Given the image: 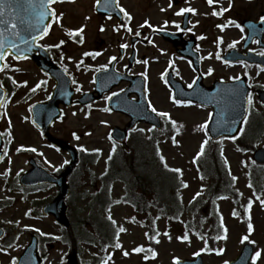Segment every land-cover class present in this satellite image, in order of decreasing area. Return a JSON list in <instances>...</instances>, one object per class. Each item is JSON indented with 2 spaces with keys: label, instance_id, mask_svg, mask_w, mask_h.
Returning a JSON list of instances; mask_svg holds the SVG:
<instances>
[{
  "label": "rangeland",
  "instance_id": "obj_1",
  "mask_svg": "<svg viewBox=\"0 0 264 264\" xmlns=\"http://www.w3.org/2000/svg\"><path fill=\"white\" fill-rule=\"evenodd\" d=\"M93 1L78 0L69 5L55 6L58 16L60 13H63V16L56 21L49 37L45 40L47 44L51 45L64 41L66 44L63 48L65 62L76 73L77 84L81 91L90 89L93 72L79 71L75 67V64L81 61L86 49L85 46H79L80 38L78 36L73 37L70 33L83 26L81 35L85 37L86 45L92 46L96 42L98 20L93 13ZM183 1L186 2L185 6L175 7L173 0H125L124 5L130 10L131 21L126 24V27H121L116 34V44H129L130 38L136 36L134 34L137 31L143 39H148L151 31L158 27L173 30L175 22L179 21L175 12L182 7L184 9L196 8L198 11V14L193 18L194 22H200L202 25V28H198V32H206L204 27H211L207 19L213 25L216 23V17L209 15L211 9L204 6L200 0ZM216 3L220 5L217 7L214 4L216 8L227 9L223 11L225 17L221 21H217L225 27L224 30H221L220 27L215 28L213 26L212 31L207 32V35L212 36L213 40L218 36L222 37L223 48L225 49H228L233 41H238L235 46L240 47L244 35L236 24L241 25L247 18L255 19L261 16L264 13V0H216ZM203 16H205L204 19ZM145 21H148V24H145ZM165 21L168 22L167 25H165ZM229 21L235 23L230 24ZM149 24L152 27H149ZM127 27H130L132 32L129 33ZM150 46L160 47L165 54L164 63L159 68H152L150 72L152 83L157 85L160 78L159 71L161 73L164 66L171 63L173 57L168 44L155 36ZM207 52L213 58L207 62L206 68L214 69L213 72L217 77L231 78L243 73L242 67L222 69L221 72L219 67L222 68V66L215 58V51L210 49ZM71 61H74V64ZM15 66H17L13 69L15 74L7 73V75L13 76L17 83L14 84L13 80L10 83L14 98L7 103L3 119V129L9 132L7 135L9 144L13 150H17L21 146H33L38 150L37 153H43L41 156H36L37 158L43 162H51L55 167L59 166L64 162V157L54 150L50 151L39 133L28 121L30 106L45 97V93L40 92L42 87L38 92H33L31 89L45 78L36 71V67L30 61ZM90 66L95 67L97 64L91 63ZM15 69L20 70L16 72ZM254 76L256 77L254 78L255 85L264 84V74L261 73V76L258 77L256 73ZM0 78H4L3 74L0 75ZM24 81H27L26 85L23 84ZM155 93L156 91L154 95ZM252 99L253 105L250 110L252 109V112L256 113H253V117L257 120V116L264 111V108L258 102L257 97ZM169 101V93L164 89L160 90V111L169 113L170 120L177 122V128L175 133L169 131L165 126L160 130V149H158L157 158L162 169H180L181 172H176L179 175L176 180L173 176L166 174H162L160 177L162 187L164 182L168 186L176 187V197L173 198L168 192L164 193L163 190H160L156 197L149 196L139 201L141 202L139 204L147 207L145 209L147 215L136 216L135 210L126 203V194L122 192V188H125L121 185H112L113 188L109 191L110 195L100 197V201L97 203L95 201L97 197L96 188L99 187V185L96 186V179L105 171V160L113 152L112 145L107 138V131L112 125L126 123V119L97 114L96 109L92 107L90 113L87 111L81 113L78 109L69 110L64 122L55 126L54 134H59V136L69 140L72 138V133H78V136L81 137L76 143L78 146L87 149L86 152L100 153L96 159L95 155L89 156L91 159L87 160L86 163L90 165H85L84 171L81 170V173L75 177L73 182L74 198L69 200L70 215L74 223L76 237L78 239L82 237V229L90 234L81 240L80 253L82 255L114 254L112 264H174V258L193 259L195 254L199 252L203 255L204 264H224L225 261L230 262L237 257L243 245L249 243L248 241L241 242L242 237L249 235V240L255 241V243H249L253 246L254 253L258 250L261 251V256L255 261V264H264V204H261V200H264V165L260 166L252 160L254 150L264 148V133L258 132L251 122V130L248 131L250 136L243 140L245 147L232 140L220 141L216 145L211 142L208 134L203 132L202 125L208 123L210 119L207 111L177 108ZM206 139L208 145L205 147L206 153H203L205 154L203 161H207L206 166L210 168L209 171L213 172L212 181L201 179L196 166L197 154L200 152L202 142ZM140 149L143 148H138L135 152ZM213 150L219 152L218 157L212 156ZM221 151L223 155H221ZM17 152L18 150L14 151L10 157L20 156L24 158ZM161 157L164 159L162 160ZM214 160H216L215 163L218 164V168L213 163ZM206 166L203 167V171ZM135 169L140 168L136 166ZM219 173L221 176L218 180ZM233 177L236 179L233 180ZM153 184L158 185L155 182ZM153 189L157 188L153 187ZM127 192L133 197L132 194L135 191L129 188ZM198 192L201 195L196 196ZM194 197H196L195 200H193ZM50 198V193L38 194L34 198L21 197L17 203L21 212L18 218L26 225H35L41 234H47H42V237L45 238L44 243L47 242L46 264H62L60 261L62 256L70 253L72 248L65 232L51 218L42 216L37 218L35 223L28 222L23 218L24 212L29 209L34 199L37 202V216H40V205ZM134 198L131 199L132 202ZM110 201L113 207L109 211L110 204L103 213L101 204L104 207ZM249 201L252 202L250 209L247 207ZM234 211L238 215L234 216ZM109 215L116 222L114 226L118 230L121 227L125 229L119 236L122 243L121 248L115 246L108 248L112 231L109 230L111 226L106 222V218L109 220ZM249 222L253 225L251 233L248 230ZM101 225L102 228H100ZM96 227L98 232L95 231ZM225 227L227 229L226 234L224 232ZM185 235L188 236L187 240L179 239ZM225 235L226 239H216L218 236L224 237ZM55 237H60V239ZM25 239H27L26 235L22 237L21 248L24 246ZM91 242L98 247L92 245L89 248L88 244ZM50 245H53L54 248L50 249ZM139 246H143L144 249L149 248L155 251L157 255L153 257L152 261L146 262L142 254L143 251L133 252V249ZM216 249H224V251L222 254H217ZM125 251L129 253L127 257L124 255Z\"/></svg>",
  "mask_w": 264,
  "mask_h": 264
},
{
  "label": "flooded vegetation",
  "instance_id": "obj_2",
  "mask_svg": "<svg viewBox=\"0 0 264 264\" xmlns=\"http://www.w3.org/2000/svg\"><path fill=\"white\" fill-rule=\"evenodd\" d=\"M204 5L210 6L208 3V0H200ZM122 0L118 1V4L120 7H122ZM97 2H95V5ZM186 2L183 0H179L178 4L176 6L185 5ZM179 13V11L177 12ZM189 14V26L188 29L198 27L197 25H193L192 18L193 13L184 12L181 15L184 16L185 14ZM96 18L98 20L97 28H96V45L93 46V59L97 62V67L94 71L95 74L105 71L109 69L112 65L114 66V70L116 72V78L113 79V84L110 90L105 92L102 96L98 98L92 104L90 107L95 106V112L97 114H104L106 116H116L120 118L126 119V123L119 124V125H112L109 127V141L112 145V149L116 150L118 152L126 151V153H130L132 150H136L138 148H142L143 146H149L150 144L154 148L160 147V129L154 128L153 126L146 124V123H139L136 126H134L132 129H130L126 134V142L124 144H120L117 141H115L114 138L111 136V130L113 127H118L122 130L127 129V127L130 125V122H132V119L130 116H127L123 114L122 112H116L113 111L110 106L109 102L110 100L106 99V97L111 96V99L114 97H122L126 98L128 101H138L139 100V92L142 88H140L142 81H136L134 80L137 76H143L142 73H146V76L148 75L147 69L151 65L152 67L160 66L164 63V50L153 47H148L144 45L145 42L143 41H137V47H139V43L141 44V49L135 48L134 45L122 48L121 46L116 45L115 36H116V18H108L105 15L96 14ZM124 18L126 16L124 15ZM205 16H203V19ZM113 25H112V24ZM101 26H103V31L101 30ZM205 30L206 27H204ZM160 30L156 31V34L158 35V38L164 41V38L162 37ZM176 34H181L180 32H176ZM182 36H177L175 38V44L177 47H171V52L174 53L175 57L177 58L178 65L175 66L171 71L175 77L176 80H178L180 83L183 84L184 88L186 90H191L192 88H189L188 85L192 83L194 79L198 77V79L201 77L202 79V85L205 87H209L213 84L212 81H210V76L206 73L205 69V58L203 56V50L205 49V45L202 43L201 38H197V36H192L189 31L181 34ZM104 36V37H103ZM211 43V42H210ZM189 48L193 49L195 52L199 54L200 58V66L197 67L194 61H192L188 56H182L180 54V51H186ZM51 55V61L56 66H62L63 69L65 66H63V61L59 57L58 54H56L51 48H47ZM163 50V51H161ZM135 52V55L133 54ZM95 53H100V55H94ZM117 57L116 60H111V57ZM38 60H43V57L36 56L35 61H31L33 65L35 66V62ZM148 60V64L145 65L142 62ZM184 61L189 66V69H186L183 67L182 63ZM36 67V66H35ZM140 68H144V70H140ZM37 69V68H36ZM39 72L40 75L43 76L42 72L38 69L36 70ZM67 72L69 73L70 70L67 69ZM119 75V76H118ZM48 77V81H46V84H44L43 89H40V92H43V90L48 94L46 99H49L52 89H53V80L49 75H46ZM145 77V76H144ZM76 78V77H75ZM46 79V78H45ZM148 76L146 78V94L148 103L149 101L153 106L156 107L158 111H160V98H154L153 94L151 92L153 90H157L158 88L154 85L150 84V82L147 80ZM196 79V82L197 80ZM134 82V83H133ZM144 89V88H143ZM123 90V91H121ZM39 90H36L35 92H38ZM76 92V99L84 95L85 93L89 92H95L96 95H98V91H96V82L93 80L92 86L90 90H83V91H75ZM112 93H118L116 96H112ZM175 102V101H174ZM176 103V102H175ZM177 104V103H176ZM120 104H117L116 106L119 107ZM178 106H196L199 108H202L201 106L195 105L193 103H188L184 101V103L177 104ZM81 113H84L86 107L80 106L78 104H75V106ZM73 107V108H74ZM87 107L88 109L90 108ZM72 108V109H73ZM89 111V110H88ZM66 112V109H65ZM60 122H56L54 125H52L50 131L51 134L61 139L69 144H71L73 147H75L79 152V162L78 166L74 168L72 176L67 181L68 186L71 191L70 197H74V186L73 182L75 180V177L81 173V170L84 171V153L80 151L81 146H78L76 143L81 139L78 135H72L71 139H65L59 134H54L53 130L55 126H57ZM0 132H2L1 124H0ZM76 137H79L77 139ZM50 151L55 150V152L59 155H62L64 157V162L69 161V157L66 153L61 152L56 147L49 144L47 141L45 142ZM3 151L4 156L0 158V248L6 249V251H0V264H11V261L13 258H16L17 262L18 259L24 251V249L27 247L28 242L33 237H38L39 241V256L41 259V264H45L46 262V246L47 242L44 243L45 238L42 237L41 232H37L35 229L36 226L33 224L22 223L21 220L18 218V215L21 214L19 208L17 207V203L19 202L20 198H26V197H35L38 194H44V193H50L51 198L55 197L58 194V188L56 185H50V184H42V185H31V186H23L21 183L22 176H24L26 173L31 172L34 169V164L38 165L39 167L46 170L48 173H50L52 176L58 178L62 172L68 167V163H62L59 166L53 167L52 163L50 162H43L36 156H41V154H38L37 152L32 153L31 151L29 153H26L24 158L14 157V158H7L6 154L8 152V142L6 143L5 137H4V145H3ZM20 154V151L17 152ZM123 160L118 159V161ZM125 160V159H124ZM117 159L113 160L116 162ZM137 161V160H136ZM34 162V164H33ZM36 204L37 202L35 199L33 200L31 206L28 210L24 212V220H27L28 222L35 223L37 218H41L42 215L37 216L36 213ZM29 226V227H25ZM82 226V224H81ZM71 233V237H73L74 230H66L65 235L68 238L69 233ZM26 235L27 239L24 241L23 248L20 247V243L22 240V237ZM11 245V247H9ZM19 248V249H17ZM17 249V250H16ZM52 249V246L50 247ZM72 257V254H66L62 256V259L60 260L62 264H69L70 258ZM110 257V258H109ZM112 255L109 254H85L82 255L81 253H77V260L78 264H101V262L105 259H107V264H112Z\"/></svg>",
  "mask_w": 264,
  "mask_h": 264
},
{
  "label": "water",
  "instance_id": "obj_3",
  "mask_svg": "<svg viewBox=\"0 0 264 264\" xmlns=\"http://www.w3.org/2000/svg\"><path fill=\"white\" fill-rule=\"evenodd\" d=\"M5 3L7 5H10V7L4 8V14L0 16V21L8 22V23H0V27L9 29L8 31H5L3 37L0 38L3 39L5 42V48H4L5 53L7 54V52H10L11 54L19 55V53L15 49L8 48V44L12 41H15L19 46L20 50L23 51L25 56H32V53L36 48L35 47L36 41L29 45L30 51H25V45L20 42L19 38H17L12 34V31L10 29V24L13 22L16 23L17 30L20 31L21 37L30 40V36L28 35V33L31 32L32 35L39 36L38 29L42 28L44 24H48L52 18L50 17L49 20H45L42 22L38 20L39 0H36L35 6L29 5L26 2V0H5ZM0 64H3V61H0ZM59 94H60L59 91H57L55 98L51 102L38 107H41L40 109L47 108V110L48 111L51 110V112L52 109L54 108V111H56L55 107L58 104L57 97ZM244 96H245L244 91H238L232 94L226 93L222 101L219 102L220 106L217 107L215 111V115L213 117V121L209 127L210 133L212 134V137L214 139H218L221 137L236 136V134L240 129L242 123L241 121H243L246 115V108L243 100ZM4 97H5V92L0 88V100H3ZM89 97L90 96L85 97L86 102L91 101ZM34 116H35V122L38 123L39 118L36 116L35 111H34ZM55 117L56 114L52 113V117L48 119L45 123L40 122V125L44 129V131L45 129L47 130L48 124ZM56 143L62 146L61 143L57 141ZM64 149L73 152L66 146L64 147ZM254 159L260 163H264V150H258L254 155ZM75 164H76V154H74L72 166ZM65 179L66 178H62L58 182L60 183V194L52 204L48 205L45 208V213L53 214L61 225L68 226L69 225L68 220L65 215L66 213L65 200L69 195V191L66 186ZM34 248H35V244L32 245L29 254H31L33 264H37ZM251 256H252V249L246 246L241 256H239L238 259L231 264H249ZM180 264H202V259L198 257L197 260L195 261H184V262H180Z\"/></svg>",
  "mask_w": 264,
  "mask_h": 264
},
{
  "label": "snow or ice",
  "instance_id": "obj_4",
  "mask_svg": "<svg viewBox=\"0 0 264 264\" xmlns=\"http://www.w3.org/2000/svg\"><path fill=\"white\" fill-rule=\"evenodd\" d=\"M26 2H27L29 5H32V6H35V4H36V0H26ZM56 2H58V0H39V13H38V20H39L40 22H42V21H45V20H49L50 17L52 18V19L49 21L48 24H44V26H43L42 28H39V29H38L39 36H37V35H32L31 32H29L28 35L30 36V40H29V39H25V38L21 37V33H20V31L17 30V24L14 23V22L10 24V29H11V31H12V34H13L14 36H16L17 38H19V39H20V42H21L22 44L25 45V51H30V47H29V45H30L31 43H34L35 41H37L38 38H42L44 35H47V34H48V31H49V28H50L52 22L58 21L60 18H62L63 13H60L59 16H57V13H56L55 9L51 7V5L55 4ZM60 2H62V0H60ZM96 2H97V5H99L100 0H96ZM116 2H117V5H118V0H116ZM214 2H216V0H208L209 5H212ZM170 6H171V5H170ZM5 7H10V5H7V4L5 3V0H0V16H2V15L4 14V8H5ZM119 10H120L122 13H124V15L128 18V20H131V16H130V14H128V13L126 12L125 9H123L122 7H120ZM226 10H227V9H221L219 12L214 11V12H213V15H220V14L223 13V11H226ZM195 11H196L195 9L187 8V9H181L180 12L177 13V14L180 15V14H182V13H184V12H195ZM109 18H110V17H109ZM0 23H8V22H7V21H0ZM167 23H168V22L165 21V25H167ZM229 23L232 24V23H235V22H234V21H229ZM145 24H148V21H145ZM260 24H261V25H264V17H261V18H260ZM236 26H237V27H240L242 32L244 31L243 27L240 26L239 24H236ZM121 27H126V25H121ZM141 27H143V25H141ZM149 27H152V26L149 24ZM176 27L179 28V27H180L179 24H176ZM218 27H220V28L223 30L224 27H225V25H218ZM8 30H9L8 28L0 27V38H2L3 35H4V32H5V31H8ZM101 30H102V31L104 30V29H103V26H101ZM117 30H119V29H117ZM154 30H155V29H154ZM127 31H128V32H132V29H131L130 27H127ZM188 31H191V29H188ZM82 32H83V26H82L80 29L73 30L70 34L75 35V34H81ZM134 35L139 36L140 33L137 31ZM200 38L203 39L204 37H200ZM254 42H255V43H260L259 40H255ZM63 43H64V41H60V42H59L58 44H56V45H48V46L40 45V47H41V48H44V47H48V48L56 47V48H59ZM79 43H83V36H82V35H80ZM218 43H223V38H222V37L218 38ZM237 43H238V41H233V43L230 44L229 47H234L235 44H237ZM121 47H122V48H127L128 45H127V44H122ZM4 48H5V42H4L3 39H0V61H5V60H6V53H5V51H4ZM8 48H9V49H15V50L19 53V55H16V56H15L16 59H21V58L27 59V58H28L27 56L24 55L23 51L20 50L19 46L17 45V43H16L15 41L10 42V43L8 44ZM161 51H163V50H161ZM84 55H85V56H88V55H93V54H91V53H85ZM94 55H100V53H95ZM260 55L264 56V52H261ZM209 58H211V56H209ZM217 58H218V59L221 58V57L219 56V53H217ZM61 59H63V57H61ZM69 59H72V58L69 57ZM116 59H117V57H115V56L111 57V60H113V61L116 60ZM138 62H142V63H144L145 65L148 64V60H143V61H138ZM225 63H232V62H231V61H227V60H225ZM241 63H243V62H241ZM82 64H83V60L79 61L77 66L79 67V66L82 65ZM259 67H260V70H261V71H264V65H261V66H259ZM8 68H9V65H8L6 62L3 63V64H0V72H3V71H5V69H8ZM15 70H16V71H19L20 69H15ZM64 71H65V73H66V72H67V69L65 68ZM213 71H214V69H211V68H210V69L208 70V74L210 75ZM141 75L145 76V79L147 78L146 73H142ZM196 79H198V77H197ZM196 79H194V80L192 81V83L188 85L189 88H192V87L196 84ZM233 79H234V80H240L241 77H233ZM13 83L16 84L17 82H16L15 80H13ZM72 83H76V81L73 80ZM23 84L26 85V84H27V81H24ZM41 84H46V81H42ZM0 86H2V85H0ZM250 86H251V85H249V87H250ZM39 87H40V84H37L36 87H34L33 89H31V91L35 92L36 89L39 88ZM76 91H78V92L81 91V88L78 87V88L76 89ZM121 91H123V90H121ZM234 91H236V90H234ZM116 95H118V93H112V96H116ZM171 98H172L177 104L184 103V101L178 100V99L176 98L175 95H173ZM49 99H51V97H49ZM106 99L111 100V96L106 97ZM245 102H246V104H247V105L249 106V108H250V106L253 104V99H252V95H251V93H248V94L246 95ZM188 103H191V101H188ZM4 107H5V101H4V100H0V108H4ZM89 107H90V106H89ZM149 107H150L151 111H152L153 113H156L158 116H160V117H168L169 119H171L169 113H167V112H163V111H158V110L156 109V107L153 106V105L151 104L150 101H149ZM30 110H31V109H30ZM241 122L244 123V124H246V123H247V116H245L244 120L241 121ZM9 123H11V122L9 121ZM33 123H35V121H33ZM171 123H172V125L175 127V125H176L177 122L174 121V120H172ZM202 127L205 128V129H207V122H206L204 125H202ZM243 130H244L243 128L240 129L241 134L243 133ZM76 138L79 139V137H76ZM232 139H235V137H232ZM174 142H175V141H174ZM207 144H208V140H207V139L204 140V141L202 142L200 152L197 154V158H198L199 156L203 155L204 150H205V146H206ZM23 148H24V146H21V149H23ZM18 150H20V149H18ZM28 150L33 151V152H36V151H37L36 148H31V149H28ZM81 150L87 151V149H83V148H82ZM96 151H99V150H96ZM221 155H223V152H222V151H221ZM109 158H111V157H109ZM161 159L163 160L164 158L161 157ZM49 163H50V162H49ZM64 163H68V161H65ZM165 166L167 167V164H166V163H165ZM53 167H55V166H53ZM171 170H172V171H175V172H181L180 169H171ZM229 171H230V170H229ZM235 179H236V177H233V180H235ZM184 186H187V185H184ZM249 186L251 187V185H249ZM199 195H201L200 192L196 193V196H199ZM195 198H196V197H194L193 200H195ZM221 198H225V197H221ZM251 204H252V202L249 201V204H248V206H247L248 209L251 208ZM261 204H264V200H261ZM109 211H110V210H109ZM233 215H234V216H235V215H238V213H236V212L234 211V212H233ZM108 218H109V220H112V223H113V224L116 223V222L112 219L111 215H109ZM250 219H251V217H250V214H249V220H250ZM221 226L223 227V224H221ZM25 227H29V226H25ZM35 230H36L37 232L40 231L39 229H35ZM248 230H249V233H251V231L253 230V225H252L250 222H249V224H248ZM123 231H125L124 228H122V227L119 228V232H123ZM119 232L117 233V242H116V244L114 245L116 248H121V247H122V245H121V244L119 243V241H118ZM224 232H225V234H226V232H227L226 227L224 228ZM42 234H43V235H47V234H44V233H42ZM146 235H147V233H146ZM157 235H158V233H157ZM55 238H56V239H60V237H55ZM221 238L226 239L227 237H226V235H225L224 237H219V236L216 237V239H221ZM179 239L187 240V239H188V236L185 235V236H183V237H180ZM244 241H248L249 243H255V241H251V240H249V235H244V236L242 237V241H241V242H244ZM157 242H159V241L157 240ZM9 247H11V245H9ZM0 251H6V249H4V248H0ZM141 251H144L143 246H139V247L133 249V252H141ZM148 251H151L153 257H155V256L157 255V253H156L155 251H152L151 249H148ZM215 251H217V254H222L223 251H224V249H216ZM199 254H200V253L197 252L195 255H199ZM124 255L127 256V255H129V253H128L127 251H125V252H124ZM260 256H261V251H259V250L256 251V252L254 253V255L251 257V259H252V264H255V261H256L257 259H259ZM109 258H110V257H109ZM147 258H148V257L146 256L145 259H147ZM11 264H17V260H16V258H13V259H12ZM101 264H107V259L103 260V261L101 262ZM174 264H180L179 258H174ZM224 264H231V262H229V261H225Z\"/></svg>",
  "mask_w": 264,
  "mask_h": 264
}]
</instances>
